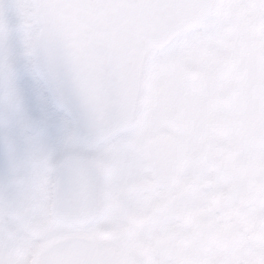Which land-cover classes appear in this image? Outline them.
<instances>
[{
    "label": "flooded vegetation",
    "instance_id": "1",
    "mask_svg": "<svg viewBox=\"0 0 264 264\" xmlns=\"http://www.w3.org/2000/svg\"><path fill=\"white\" fill-rule=\"evenodd\" d=\"M12 24L0 35V264H32L44 241L73 230L93 234L100 247L117 246L128 264H264L263 69L237 72L222 53L195 63L191 78L202 85L223 74L218 100H231L242 83L255 90L242 98L248 119L237 142L231 115L227 134L213 135L211 108L201 119L179 114L182 81L149 87L148 127L111 147H90L75 138L74 121L38 75L31 20ZM22 29L33 33L32 44L8 51ZM69 151L108 159L107 210L93 224L63 229L53 218L55 181L58 160Z\"/></svg>",
    "mask_w": 264,
    "mask_h": 264
},
{
    "label": "water",
    "instance_id": "2",
    "mask_svg": "<svg viewBox=\"0 0 264 264\" xmlns=\"http://www.w3.org/2000/svg\"><path fill=\"white\" fill-rule=\"evenodd\" d=\"M41 66L85 125L107 137L135 117L151 50L171 41L191 19L179 0H35ZM63 220L81 218L64 217ZM52 264H126L114 249L82 236L52 239Z\"/></svg>",
    "mask_w": 264,
    "mask_h": 264
},
{
    "label": "rangeland",
    "instance_id": "3",
    "mask_svg": "<svg viewBox=\"0 0 264 264\" xmlns=\"http://www.w3.org/2000/svg\"><path fill=\"white\" fill-rule=\"evenodd\" d=\"M32 9L33 5L29 2V0H16V3L8 14L9 24L11 22L19 23L22 20H31ZM221 12L220 18L224 20L221 22L219 28L215 30L209 38L203 37L200 34L199 29L193 30L184 37L185 39H180L178 41L181 42L179 43L176 53H174L172 50H165L162 55L170 57L167 67L168 70L165 69L162 63L161 66L157 68L155 71L157 85L170 83L172 80H174L172 81L174 84L184 81L183 75L186 67L189 64L195 63V61L193 58L187 60L181 56L188 57L196 55L199 57V60L206 61L208 59L207 55L212 52H218L222 50H230L235 52V43L231 42H233V39H239L241 42L245 41V32L246 30L248 31V28L245 25L246 20L260 18L261 22H263L264 0H229L223 5ZM232 19H236L237 21H233ZM8 32L9 31L6 29L1 30L0 35H5ZM21 32H24L23 37L19 38L18 35H15L9 47L7 48L8 51L14 52L17 50H23L26 47H30L33 42V33L28 29L19 30L18 33ZM25 33H29L31 36L30 42H28L26 39L24 35ZM255 43L258 45L261 43V47L264 48V32H262L261 39L255 40ZM177 57L179 60H177ZM262 59L264 63V58ZM254 62H256V64L260 63L258 58H254ZM237 67V70H239L240 63L237 64ZM163 69H165V73L162 72ZM254 92L255 90L249 86L247 87L245 83L239 85V89H233V97H235L238 101L237 110L231 114V120L235 125V131L233 133L234 142H237L239 139L241 131L243 130V127L248 119L247 113L241 110V106H244V101L242 98H250ZM236 94L238 95L236 96ZM33 96L36 98L40 97L37 92L34 93ZM210 108L211 107L207 109V114ZM215 140L218 141V138ZM104 146H113V141L104 144ZM260 155L261 153H259L257 150L249 151V157L255 163L261 161Z\"/></svg>",
    "mask_w": 264,
    "mask_h": 264
},
{
    "label": "clouds",
    "instance_id": "4",
    "mask_svg": "<svg viewBox=\"0 0 264 264\" xmlns=\"http://www.w3.org/2000/svg\"><path fill=\"white\" fill-rule=\"evenodd\" d=\"M223 83V74L219 75L216 80L208 85H202L199 80L187 79L177 88L176 105L181 115H188L193 119H201L206 115V110L211 107L214 112V119L210 126V132L213 135L227 134V129L217 127V124L225 121L238 108V101L235 97L229 99H217L218 86ZM48 88L60 105L68 104L71 101L67 98H61L55 85L49 81ZM33 122L37 120V116L31 114ZM25 134H29L33 129H25Z\"/></svg>",
    "mask_w": 264,
    "mask_h": 264
}]
</instances>
